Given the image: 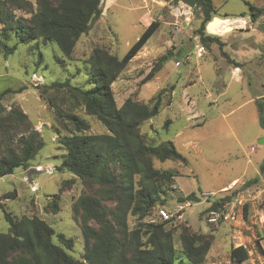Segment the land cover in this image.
Here are the masks:
<instances>
[{"label":"rangeland","instance_id":"obj_1","mask_svg":"<svg viewBox=\"0 0 264 264\" xmlns=\"http://www.w3.org/2000/svg\"><path fill=\"white\" fill-rule=\"evenodd\" d=\"M25 1L37 11V0ZM213 1L217 11L204 24L205 33L219 37V42L211 43L210 48L196 35L203 22L201 12L194 14L183 2L164 0H103L101 17L80 38L71 58L64 56L55 42L40 39L23 44L12 36L8 43L15 47L14 53L8 57L0 53V95L7 89H26L0 96V105L5 113L19 106L45 146L28 170L17 168L12 175L0 178V234L9 230L5 212L16 219L37 216L55 230L56 244H61L58 234L72 238L73 248L64 249L83 260L82 220L74 215L73 205L86 188L74 175L57 170L66 151L60 143L53 110L41 91L45 85L66 81L73 87L90 89L88 74L95 49L122 59L147 25L159 21V30L119 75L112 90L119 108L130 98L149 104L164 92L162 110L141 125V132L160 142H173L186 158V162L154 161L157 169L174 173V183L168 185L164 196L167 210L174 215L168 228L185 225L197 235L212 237L204 264H238L232 256L238 247L248 252V264L264 262V177L246 186L264 164V128L256 104L264 88V15L257 23L249 16L238 24L230 22L227 27L231 31L223 36L209 31L215 20L249 14L247 3L264 8V0ZM16 14L31 17L22 10ZM202 47L204 51L198 57ZM166 55L169 59L162 68L146 80ZM78 112L90 123L91 133L104 132L105 128L85 116L83 110ZM234 179L237 181L232 182ZM6 195L10 198L4 199ZM54 195L60 196L57 214L46 210ZM189 195H194L197 202H188L183 220L179 219L177 201ZM215 203L223 205L213 211L219 217L212 223L207 210ZM229 212L237 214L235 221L225 219ZM150 218L155 216L140 219L139 215H130L128 223L134 229ZM176 247V264H189L180 252L179 241Z\"/></svg>","mask_w":264,"mask_h":264},{"label":"trees","instance_id":"obj_2","mask_svg":"<svg viewBox=\"0 0 264 264\" xmlns=\"http://www.w3.org/2000/svg\"><path fill=\"white\" fill-rule=\"evenodd\" d=\"M102 1L37 0L38 9L34 11L29 1L0 0V53L4 57L14 53L15 47L8 43L14 35L23 44L40 39L55 42L64 56L71 58L80 38L88 34L101 17ZM198 3L203 22L196 35L210 48L211 43L219 42V37L207 36L204 24L217 10L212 0H198ZM247 5L252 22L264 15V8ZM18 10L31 17H18ZM246 16L242 13L236 19ZM160 26L159 21L150 22L122 59L103 49H95L88 74L90 89L73 87L66 81L45 85L41 91V97L53 110L60 143L66 151L57 170L74 175L86 188L73 205L74 215L82 220L83 260L75 259L65 250L73 248V239L61 233L57 238L63 246L56 244L55 230L41 218L16 219L4 210L9 230L0 234V264H176L177 241L189 264H204L212 237L197 235L185 225L168 228L173 219L163 221L158 213L166 208L164 196L168 185L174 183V173L157 169L154 161L186 162L173 142H160L141 132V125L162 110L164 92L149 104L130 98L119 108L112 90V84ZM168 59L169 55L164 56L146 80L152 79ZM25 89H7L0 96L21 93ZM262 95L256 104L264 128ZM170 103L171 94H168L166 104ZM79 110L102 125L104 132L91 133L90 123ZM44 146L43 137L19 106L5 113L0 105V178L12 175L17 168L28 170L30 162ZM260 176L264 177V164L260 175L246 186L256 184ZM59 202L60 196L54 195L46 206L47 212L57 214ZM188 202H197V198L189 195L179 198L177 204ZM222 205L215 203L207 211L213 212ZM0 207L3 209L1 200ZM130 215H139L140 219L154 215L157 222L139 223L131 229ZM232 256L238 264H248L249 256L244 247L233 249Z\"/></svg>","mask_w":264,"mask_h":264},{"label":"built area","instance_id":"obj_3","mask_svg":"<svg viewBox=\"0 0 264 264\" xmlns=\"http://www.w3.org/2000/svg\"><path fill=\"white\" fill-rule=\"evenodd\" d=\"M203 51H204L203 47L199 49L198 57L202 56ZM261 98L264 99V93L261 96ZM253 150H255V148H253ZM231 188H232V186H230L227 190H230ZM189 205H190V203H186V204L179 205L178 207H176V209H177L176 216H178L179 219L183 220V212H184L185 208L188 207ZM158 213H159V217L163 221H167V220L174 218V215L170 211H168L166 208L160 209ZM218 217H219L218 213L211 212L210 217H209V221L214 223L217 221ZM236 218H237V214H235L234 212H229L225 215L226 220L235 221ZM156 222H157V220L155 218H150V219L146 220V223H148V224H155ZM262 264H264V262Z\"/></svg>","mask_w":264,"mask_h":264},{"label":"bare ground","instance_id":"obj_4","mask_svg":"<svg viewBox=\"0 0 264 264\" xmlns=\"http://www.w3.org/2000/svg\"><path fill=\"white\" fill-rule=\"evenodd\" d=\"M230 22H234L236 24L240 22H244L243 19H229V20H215L212 24L209 26V30H211L212 33L219 34L221 36L227 34L231 29L227 27V24Z\"/></svg>","mask_w":264,"mask_h":264},{"label":"water","instance_id":"obj_5","mask_svg":"<svg viewBox=\"0 0 264 264\" xmlns=\"http://www.w3.org/2000/svg\"><path fill=\"white\" fill-rule=\"evenodd\" d=\"M164 1H166V2L172 1L174 4H179V3L183 2V3L187 4L191 9H193L194 14H198L200 12V5L198 3V0H164ZM209 31H210V33H212L211 30H209Z\"/></svg>","mask_w":264,"mask_h":264},{"label":"crops","instance_id":"obj_6","mask_svg":"<svg viewBox=\"0 0 264 264\" xmlns=\"http://www.w3.org/2000/svg\"><path fill=\"white\" fill-rule=\"evenodd\" d=\"M212 1H213V0H212ZM213 4H214V1H213ZM214 6H215V4H214ZM215 8H216V7H215ZM249 9H250V8H249ZM216 10H217V9H216ZM242 13H246V14H247V17H248V15H249L247 12H242ZM242 13H241V14H242ZM232 19H235V18H232ZM240 19H241V18H240ZM256 23H257V22H256ZM259 175H260V174H259ZM259 175H258V176H259ZM234 181H237V179H234L232 182H234Z\"/></svg>","mask_w":264,"mask_h":264}]
</instances>
